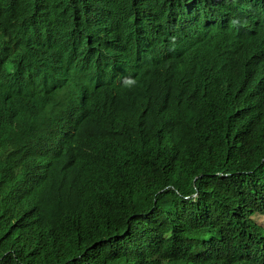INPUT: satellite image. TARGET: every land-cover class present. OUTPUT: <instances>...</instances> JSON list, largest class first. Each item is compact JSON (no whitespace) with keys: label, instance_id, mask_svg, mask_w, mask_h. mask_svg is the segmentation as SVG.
Instances as JSON below:
<instances>
[{"label":"clouds","instance_id":"9594fccd","mask_svg":"<svg viewBox=\"0 0 264 264\" xmlns=\"http://www.w3.org/2000/svg\"><path fill=\"white\" fill-rule=\"evenodd\" d=\"M66 1L74 9L29 2L0 71V140L10 135L13 163L29 158L39 172L23 197L36 201L32 219L50 208L71 212L73 224H82L87 199L100 189L95 177L121 167L128 149L176 153L175 105L194 99L206 82L214 110L204 115L214 119V133H226L232 110L264 111V0ZM171 130L177 132L169 138ZM247 151L249 144L243 163L264 157ZM0 172L9 189L22 182L13 167ZM227 178L220 171L201 179L185 197L187 208L199 196L208 200L206 189ZM63 196L76 201L61 205ZM61 241L54 238L52 248Z\"/></svg>","mask_w":264,"mask_h":264},{"label":"trees","instance_id":"16d2710c","mask_svg":"<svg viewBox=\"0 0 264 264\" xmlns=\"http://www.w3.org/2000/svg\"><path fill=\"white\" fill-rule=\"evenodd\" d=\"M30 1L0 0V71ZM52 1L73 8L66 0ZM2 89L0 74V95ZM213 101L206 82L194 99L175 105L171 124L177 123L181 137L173 155L159 146L131 148L121 167H106L96 176L100 189L87 199L82 224L59 209H44L39 221L29 216L36 201L23 197L35 172L13 163L10 135L0 140V170L13 167L15 173L19 165L22 181L9 189L0 172V264H264V229L257 223L264 216V157L241 161L247 144L245 154L264 152V111L232 110L223 124L226 133H214V119L204 115L214 110ZM220 171L230 178L209 186L208 200L199 196L188 209L185 197ZM74 201L63 196L60 204ZM135 212L143 216L133 219ZM56 237L62 241L52 248Z\"/></svg>","mask_w":264,"mask_h":264},{"label":"rangeland","instance_id":"374dc122","mask_svg":"<svg viewBox=\"0 0 264 264\" xmlns=\"http://www.w3.org/2000/svg\"><path fill=\"white\" fill-rule=\"evenodd\" d=\"M22 164L25 165L28 169L33 170L35 172V174L39 173L36 169H34V167H31L32 166L31 161H26V162H23ZM16 166H17V171L15 172V174L20 175L21 174V168L19 165H16ZM53 184H54V181H50V185L52 186ZM258 222H260L261 225L264 226V218H259Z\"/></svg>","mask_w":264,"mask_h":264},{"label":"bare ground","instance_id":"6f19581e","mask_svg":"<svg viewBox=\"0 0 264 264\" xmlns=\"http://www.w3.org/2000/svg\"><path fill=\"white\" fill-rule=\"evenodd\" d=\"M208 2H209V1H208ZM210 4H211V3H210ZM208 6H209V5H208ZM72 9H73V8H72ZM150 11H151V10H147V13H148V14H152V13H150ZM210 11H212V10H210ZM151 17H153V15H152ZM135 20H136V19H135V16H134L133 21L135 22ZM107 31H109V32L111 31V27H110V26L107 27ZM137 33H138V31H137ZM137 33H136V34H137ZM139 33H140V32H139ZM101 40H102V39H101Z\"/></svg>","mask_w":264,"mask_h":264}]
</instances>
